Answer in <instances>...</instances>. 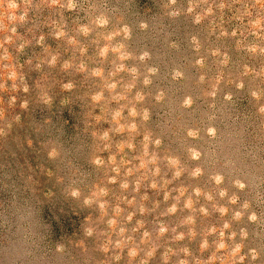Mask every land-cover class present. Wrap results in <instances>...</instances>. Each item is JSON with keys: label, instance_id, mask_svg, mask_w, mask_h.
Segmentation results:
<instances>
[{"label": "rangeland", "instance_id": "obj_1", "mask_svg": "<svg viewBox=\"0 0 264 264\" xmlns=\"http://www.w3.org/2000/svg\"><path fill=\"white\" fill-rule=\"evenodd\" d=\"M90 3L96 4L99 11L108 16L111 26H119L118 19H122L131 27L132 39L127 42L130 50H148L151 54L152 59L148 63L133 60L129 62V67L135 65L142 74L137 89L146 94L152 93L138 106L148 108L151 113L150 120L141 123L140 130L143 133L147 129L154 138L159 136L163 139L160 148H152L161 157L162 175L168 179L172 177L163 162L166 150L178 155L186 165L184 176L169 186L173 197L177 195L174 190L182 185L189 188V195L193 187L200 186L212 190L218 204H227L226 200L219 198L218 189L209 180V174L218 171L225 177L222 187L229 190V195H238L240 204L249 201L251 210L264 218V112L260 111L261 105H264V52L260 51L264 48V39L252 34L246 25L247 18L244 23L235 19L243 12V4L239 5L238 13L232 6V0H208L215 6V14L197 24L194 22L195 13H187L190 0H177L176 8L180 15L176 17L167 14L164 8L166 0H81L80 8L73 12L49 8H43L38 13L34 11L28 23L18 26L19 33L30 44L23 52L16 50L20 41L9 48L16 62L23 65L20 71L29 91L13 93L11 81L8 82V92L0 91L3 101L0 108L5 112L0 118V264H104L105 261L117 264L112 257L118 250L113 248L109 254L101 250L107 237L102 235L106 231V223L100 221L98 208L95 205L86 206L83 202L92 185L106 181L107 175H115L107 164L104 168L95 167L91 163L92 157L99 155L107 161L110 155L116 153V144L129 139L127 135H117L114 131L110 113L120 105L110 103L111 97L106 91L109 115L99 123L94 119L105 105H95L91 100V95L103 87V81L93 77L92 70L102 68L107 76L114 68L116 57L109 56L105 61L98 57L103 41L93 43V40L101 30H94L88 38L75 32L78 24L88 22L85 9ZM221 3L229 7L221 11ZM207 6L204 4L196 12H202ZM45 21L48 26H45ZM53 21L65 24L69 35H76L81 46H87L86 56H81L79 50L65 40L55 38L51 27ZM142 23L148 25L147 30H141ZM28 29L33 31L29 33ZM221 29L227 32L226 36L220 35ZM234 31L237 33L235 36L232 35ZM40 35L45 37L46 46L59 53V62L55 67L45 63L40 70L36 68L39 58H48L44 48L37 43ZM193 38L202 46L199 53L193 49ZM217 50L221 53L219 57L213 55ZM200 56L206 60L204 69L194 66ZM224 56L228 58L227 66L219 62ZM69 60H73L74 65L84 61L88 65L87 71L78 72L75 66L68 71L63 70V63ZM152 66L159 67L160 76L153 78L150 88H144L143 74ZM176 67L185 73L179 81L170 77L171 70ZM220 71L224 72V79L213 96L210 94L213 91L211 85ZM201 75L206 77L203 83L200 82ZM118 79L127 83L130 77L124 73ZM69 82L74 88L64 90L62 85ZM241 82L243 88H238L236 85ZM160 88L167 92V103H157L153 99ZM45 92L51 97V104L43 101ZM253 92L262 94L259 101L253 98ZM13 95L16 96V103L10 107L9 100ZM189 96L193 101L191 107H182L184 99ZM228 96L231 99H227ZM23 102H27L26 108L21 107ZM189 129L198 135L188 137ZM106 130L111 132L112 148L111 151H100L104 143L93 133L102 134ZM135 139L139 145L142 135ZM188 146H195L203 153L199 161L187 159ZM53 149L59 152L56 158L50 156ZM213 153L216 155L213 156ZM138 154V151L126 153L133 166L137 163L133 157ZM73 166L79 170L77 179L83 193L80 199L70 195L68 177ZM197 166L205 170V175L194 180L190 172ZM138 176L139 173L127 178L130 184L127 192L121 191L119 183L108 184L111 190L108 202L114 206L120 196L135 197L137 200L135 208L120 205L124 208L120 224L132 235L137 221L144 222L143 230L149 231L152 243L158 245V251L149 264H163L162 255L168 247L177 253L170 264H178L185 258L180 252L185 247L192 252V256L188 257L190 264H194L197 258L207 260L215 251V245L201 253L203 234L212 225L220 227L225 220L231 221V214L221 217L211 204L201 198L195 205L196 211L185 209L181 201L175 215H162L167 213L175 200L165 202L164 193L152 190L149 182H145L137 194L133 189ZM119 179L123 182L125 177L121 175ZM236 180L244 182L246 189L241 191L234 187ZM145 193L149 196L146 202L148 212L141 215L139 203ZM157 201L159 207L154 208ZM202 205L208 207L210 216L200 215L198 209ZM228 206L232 213L239 209V205ZM111 212L110 207L109 215ZM129 212L136 215L130 223H126ZM188 216H195L198 235L195 239L185 238L176 242V232L171 229L187 232L188 226L183 221ZM161 222L170 231L163 239L157 240ZM231 222L233 231L239 233L243 228L249 232V238L244 241L245 254L251 248L260 250L264 247V223H250L247 214L242 221ZM90 226L95 228L92 237L85 234V229ZM118 238L112 237L113 241ZM135 239L139 244L140 235H136ZM208 239L212 243L217 237L210 236ZM236 242H240L239 235ZM146 251V248L141 251L135 264H140ZM121 255L119 264H129L127 251ZM246 264H264V252L255 262L249 257Z\"/></svg>", "mask_w": 264, "mask_h": 264}, {"label": "clouds", "instance_id": "obj_2", "mask_svg": "<svg viewBox=\"0 0 264 264\" xmlns=\"http://www.w3.org/2000/svg\"><path fill=\"white\" fill-rule=\"evenodd\" d=\"M87 2V0H85ZM81 0H0V91L8 92V82L11 81V91L16 93L20 90L27 93L29 87L24 83V77L21 75L22 64L16 62V58L12 55L9 48L11 45L16 44L17 41L20 43L17 45V51L23 52L24 49L30 44V41L25 39L18 31V26L28 23L30 19V14L35 12H40L43 8L49 9H63L68 12L76 11L80 8ZM204 4H208L202 12H196L197 8L202 7ZM243 4V12L239 13V5ZM177 0H166L164 5L167 14L170 17H176L180 15V12L176 8ZM232 6L236 7L238 15L235 19L240 20L242 23L245 22L247 18L246 25L250 28L253 35L258 38L264 39V0H232ZM229 5L221 3L219 8L223 11ZM231 10V9H229ZM187 13H195V23L201 24L208 17L215 14V6L208 3V0H190L189 6L187 8ZM85 14L88 16V22L83 24H78L75 32H78L81 36L88 38L92 35L93 31L99 29L101 31L97 32L96 38L93 43H100L103 41L102 45L99 47L97 55L101 61H105L109 56H115L116 61H113L114 68L111 70L107 76L104 75L102 68H95L92 70V76L103 81L102 90L91 95V100L95 105H105L100 109L101 114L94 116L97 123L105 120L109 115V107L106 105L105 91L109 93L111 97L110 103H115L120 105V107L112 110L111 122L115 125V133L117 135H127L129 137L126 141H120L116 144V153L109 156L108 160L105 161L101 156L94 155L91 159V163L97 168H104L105 165L110 166V170L115 175H107L106 181H101L92 185L88 190V195L83 197V202L86 206L95 205L100 213V221L106 223V231L102 235L106 236L107 239L104 241L101 250L105 254L111 253L112 249L115 248L118 252L112 257V259L119 264L122 259V253L126 250L127 256L129 258V264H135V261L140 257L141 251L147 249L143 259H140V264H149L150 260L155 257L158 251V245L152 243V234L145 229L143 221H137L136 227L132 229V235L128 234V229L120 224V218L124 214V208L121 204H125L130 208H135L137 206V200L135 197L129 199L127 196L118 197V203L114 206L110 205L108 202V197L111 195V190L107 187L108 184L119 183L122 192H127L130 188V184L127 178L136 176L139 173L138 178L134 182V191L139 194L144 183L149 182V187L157 192L162 191L164 193V201L174 199L175 202L167 209V213L162 215H175L178 210L181 201H183V206L185 209L190 211H196L195 205L199 199L203 198L206 202L212 205V209L220 214L221 217H227L231 214V221L240 222L244 219L247 214V220L250 223H264V218L259 216L257 212L252 211V204L249 201L240 204L239 196L233 193L229 195V190L222 187L225 182V177L218 171L209 174V180L218 189V196L221 200H226L227 204H218L216 202V194L212 190H205L200 186L193 187L191 189V195H189V188L185 186H180L174 191L177 193L173 197L172 192L169 191V186L174 182L180 180L185 172L187 171L184 161L178 156L173 154L170 150H166L163 156V162L166 164L168 169L172 173L171 179L162 175V169L160 167L161 157L152 151V148H160L163 144V139L159 136L153 137V133L147 129L141 133V123H147L150 120L151 113L148 108H139L142 105L148 95L152 93H145L142 89H137L138 82L141 81V72L135 66L129 67V62L133 60H138L141 63H148L152 57L148 50H141L139 52H133L130 50L128 41L132 39V29L126 23H123L122 19H118L119 26H111V21L108 16L99 11L96 4L90 3L85 9ZM61 17L63 12L60 13ZM222 19V18H221ZM45 26L47 22L45 21ZM51 27L54 29L55 38L58 40H65L71 47L77 48L81 56H86L88 53L87 46H81L80 41L77 39L76 35H69L66 31V25L62 24L60 21H53ZM141 30H147L148 25L142 23L140 25ZM29 33L33 29H28ZM221 36H226L227 32L223 29L220 31ZM233 36L237 35L234 31ZM37 43L44 48V52L47 54V59L44 57L39 58L36 65L37 70H40L43 64L47 63L50 67H55L59 62V53L54 52L49 46L45 45V37L40 35ZM201 44L196 39L193 38V49L197 53L201 50ZM264 52V48L260 49ZM213 55L219 57L221 55L220 51L217 50ZM118 61V63H117ZM220 64L227 66L228 58L226 56L221 59ZM31 63V61H29ZM76 67L78 72H86L88 65L81 61L78 65H74L73 60L65 61L62 65V69L65 71L70 70L72 67ZM196 67L204 69L206 67V60L204 57L200 56L195 60ZM127 73L130 80L125 83L122 79H118L122 74ZM184 71L180 68H173L170 72V77L173 81H179L184 78ZM224 72L220 71L215 76V83L211 85L213 91L211 95H215V89L224 79ZM160 76V69L157 66H152L147 69V73L143 74L142 84L144 88H150L154 83V77ZM205 75L200 76V82L205 81ZM19 82V83H18ZM231 83V81H229ZM21 84L23 87L21 88ZM238 88H243V83L236 85ZM64 90H72L74 85L72 83H65L62 85ZM259 93L253 92L252 96L254 99L259 101L261 99ZM231 99L230 96L226 97ZM153 99L157 103H167L168 95L167 92L160 88L156 91ZM43 101L47 104H51V97L45 94L43 95ZM3 101L0 99V104ZM16 103V96L10 97L9 106H13ZM193 101L192 98L186 97L183 101L182 107H191ZM21 107L26 108L27 102H23ZM260 111L264 112V105H261ZM125 113L127 115H125ZM5 112L0 108V118H3ZM142 135V140L140 144L137 145L136 137ZM187 135L190 138H195L198 133L194 130L189 129ZM94 137H98L100 141L104 143L103 149L100 151H111V132L106 130L102 134L93 133ZM139 152L138 155L133 157V160L137 163L133 166V161L127 158V152ZM187 159L192 161H199L203 153L195 146H188L186 148ZM59 155L58 150L53 149L50 152L52 158H56ZM213 156L216 154L213 153ZM120 157L119 160L117 157ZM123 175L125 179L123 182L120 181V176ZM205 175V170L199 166L193 168L190 172V176L194 180H199ZM79 176V170L74 166L70 171L69 188L70 195L75 199H80L83 196L81 188L79 186V181L77 177ZM234 187L238 190H245L247 185L236 180L233 182ZM195 197V199L193 198ZM149 200V196L145 193L141 196L139 203V212L141 215H145L148 212L146 207V202ZM228 205L237 206L239 209L232 213L231 208ZM111 207L112 212L109 215V208ZM159 207V201L154 204V208ZM200 215L208 217L211 215L208 207L201 206L198 209ZM136 213L129 212L126 217V223H130ZM107 218V219H105ZM225 220L223 225L218 227L212 225L207 228L203 234V238L200 244V251L204 253L208 251L212 244L215 245V251L211 253L207 260H201L199 258L195 259L194 264H246L248 258L251 257L253 262L259 260L262 252H264V247L260 250L256 248H251L248 253L245 254V244L249 238V232L247 229H241L239 233L232 230V222ZM88 222L91 224V218H88ZM183 224L188 226V231L177 232L175 228L171 231L176 232L174 237L176 242H181L185 238L195 239L198 233L195 230L196 219L195 216H188ZM141 230H143L141 232ZM170 229L169 227L161 222L159 224L157 232V240L163 239L168 235ZM85 234L88 237H92L95 234L94 227H88L85 229ZM136 235H140L139 244L135 239ZM239 235L240 242H236L237 236ZM118 236L119 238L113 241L112 237ZM217 237L216 240L209 242L208 237ZM231 242V243H229ZM180 252L184 254V259L178 261V264H190L188 257L192 256L191 249L185 247L181 248ZM176 250L172 247H168L163 253L162 259L163 264H170L173 256H175ZM107 264V261L104 262Z\"/></svg>", "mask_w": 264, "mask_h": 264}]
</instances>
